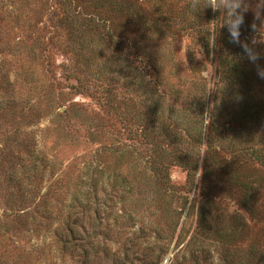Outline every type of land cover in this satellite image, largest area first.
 Returning a JSON list of instances; mask_svg holds the SVG:
<instances>
[{
	"label": "rangeland",
	"instance_id": "1",
	"mask_svg": "<svg viewBox=\"0 0 264 264\" xmlns=\"http://www.w3.org/2000/svg\"><path fill=\"white\" fill-rule=\"evenodd\" d=\"M126 1L138 15L112 12L109 30L91 32L67 25L69 9L57 0H0V264H190L193 253L202 264L216 255L221 264H264V168L252 161L240 171L255 189L250 210L246 186L203 180L201 162L194 181L172 165L185 205L151 189L141 137L156 122L162 147L180 155L171 135L192 146L201 137L197 113L208 125L220 109L219 130L204 132L202 153L264 151V5L249 0L241 28V41L256 40L261 59L233 68L218 59L228 37L223 14L206 0ZM214 21L209 55L203 37ZM243 105L257 112L244 127L232 116ZM128 147L141 157L137 165L118 159ZM208 202L220 211L203 232L198 208ZM173 211L183 213L176 231Z\"/></svg>",
	"mask_w": 264,
	"mask_h": 264
},
{
	"label": "trees",
	"instance_id": "2",
	"mask_svg": "<svg viewBox=\"0 0 264 264\" xmlns=\"http://www.w3.org/2000/svg\"><path fill=\"white\" fill-rule=\"evenodd\" d=\"M60 5L63 8V11L66 9L68 10V14L66 16H63L64 21L67 23V25L71 26L72 28L81 27L88 30L92 28H107L109 30V19L107 16H112L111 13H116L119 11L126 10L130 12L131 15H138V10L133 12V6L129 5V1L126 0H57ZM142 13V11H141ZM106 15V17L104 16ZM208 16V15H207ZM199 19V18H198ZM213 20H216L213 18ZM217 21V20H216ZM215 22V26L213 29V32H210V27L207 28V36L203 37V43L204 47L211 55L212 53H215L214 48L210 46L212 42V38H215L217 36V24ZM194 25H197V22H194ZM198 27H195L197 29ZM88 30H85V32H89ZM91 31V30H90ZM92 32V31H91ZM226 45V46H225ZM225 46V50H220L219 54L222 53V56L219 55L218 59L224 61L229 67L233 68H239L241 67V63L244 62L243 59L246 58L244 56L243 51L241 47L237 46L236 44L229 42V37H225V44H223V47ZM222 47V48H223ZM212 48V50H211ZM227 57V58H226ZM231 59L229 60L228 58ZM148 88L146 87L145 90L142 92V94L147 93ZM219 90H217L214 94L215 99H219ZM151 102V99L146 98V102ZM207 101V100H206ZM235 102V101H232ZM234 105V104H233ZM206 106L201 102L198 106V110L203 109V111H206ZM217 108V106H215ZM219 107V106H218ZM220 110V109H219ZM218 110L217 113L213 111L212 117L209 120L208 125H205V116L202 113H197L195 118V124L197 126V129L199 128L201 137L195 138L194 143H190L192 146L187 147L185 141L178 138L177 136L171 135V138L169 142L173 143L174 150H178L180 152V155H178L176 152L173 153L171 151H168L165 149V147H162V133L164 130L162 127L157 125L156 122H151L150 124H145V132L141 133V137L146 140V147L148 149V156H147V167L151 170L153 173V187L151 189H154L155 194H161L163 189L167 192V194L172 196V193H175L180 198V201H183L186 199L183 192L179 187H176L172 185L171 176H170V167L172 165H179L187 169L188 171V178L193 181L195 180L198 171L200 162L203 164V180L206 178V180L211 176H215L218 179H221L222 177L229 180L234 187H240L242 184L245 187V194L246 197L243 199V207L245 209H252L251 198L254 194V188L253 186H249L248 181L241 180L240 178V171L245 168V166H250L249 163L252 161H256V164H260L261 167L264 168V151L260 150V148H249L244 149L241 152H236L234 156L231 158H225L221 153H217L216 150L209 146L205 151L202 153V145L204 142V132H209L208 136L214 135L219 130V124L221 122L222 116L219 113ZM235 113V112H234ZM256 111H253V109L248 108L246 106H241L238 114L232 115L235 118L242 119V127H244L245 123H249L251 121H254L256 118ZM140 119V117H138ZM203 119V120H202ZM140 121H144L143 118L140 119ZM221 126V125H220ZM204 127L206 128V131H204ZM163 142H165L163 140ZM188 144V143H187ZM171 146V145H170ZM131 147H128L124 152H115V154L118 153V159L121 162H124L125 165L130 166L131 163H134V165H137L139 163L138 159L135 158V152L134 150L130 149ZM110 150L113 152L112 149H105V151ZM202 154V155H201ZM142 160V159H141ZM183 161H186V164L183 163ZM244 167V168H243ZM134 168V166H133ZM248 178V177H246ZM116 179H120V176H116ZM139 183V182H138ZM214 190L218 189L219 184L215 183ZM252 184V182H251ZM123 186V183H122ZM131 186L133 187V183H131ZM131 186H128L127 188L130 189V191L133 190ZM159 190V191H158ZM172 192V193H170ZM130 194V193H129ZM152 201H155L158 203L157 198L154 196L152 197ZM184 204V203H183ZM188 204L185 200V205ZM215 205L213 202H208V205L200 206L198 209V220H199V228L201 231L205 232L210 230L211 224L208 223L207 218L213 216L214 214L219 210V208H214ZM167 211H171L170 208H167ZM215 211L213 215H211ZM249 211V210H248ZM173 213L177 214V222H175L176 227L175 231L178 230L181 220L183 218V213L178 211H173ZM179 214V216H178ZM132 218V216H131ZM133 218L131 219V221ZM172 223L175 220H171ZM242 221V220H241ZM239 221H237L238 224ZM172 227V226H171ZM141 235L143 236L145 233V228H140ZM220 235L219 232H216ZM233 236H237L238 231L235 227L233 230ZM136 235V233H134ZM145 237V236H144ZM193 263L190 264H202L200 260V256H198L196 253H193L191 255V258ZM261 262V261H260ZM262 263V262H261ZM205 264V263H204Z\"/></svg>",
	"mask_w": 264,
	"mask_h": 264
},
{
	"label": "clouds",
	"instance_id": "3",
	"mask_svg": "<svg viewBox=\"0 0 264 264\" xmlns=\"http://www.w3.org/2000/svg\"><path fill=\"white\" fill-rule=\"evenodd\" d=\"M261 5H264V0H261ZM205 7L220 10V13L223 14V26L227 28L229 42L241 47L244 56L250 62L255 64L261 59L262 53L255 48L256 40H252L251 43L241 41V28L245 22V14L249 9V0H206ZM259 15L260 12L257 11V16L259 17ZM258 75L264 78V69H258ZM211 264H221L220 257L213 256Z\"/></svg>",
	"mask_w": 264,
	"mask_h": 264
}]
</instances>
